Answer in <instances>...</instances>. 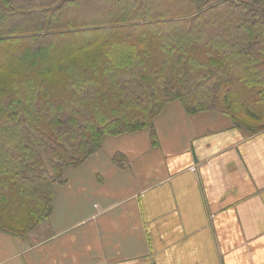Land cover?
<instances>
[{"label": "trees", "instance_id": "trees-1", "mask_svg": "<svg viewBox=\"0 0 264 264\" xmlns=\"http://www.w3.org/2000/svg\"><path fill=\"white\" fill-rule=\"evenodd\" d=\"M173 102L264 128V0H0V231Z\"/></svg>", "mask_w": 264, "mask_h": 264}, {"label": "crops", "instance_id": "crops-1", "mask_svg": "<svg viewBox=\"0 0 264 264\" xmlns=\"http://www.w3.org/2000/svg\"><path fill=\"white\" fill-rule=\"evenodd\" d=\"M153 129L105 135L0 264H264V128L173 102Z\"/></svg>", "mask_w": 264, "mask_h": 264}]
</instances>
